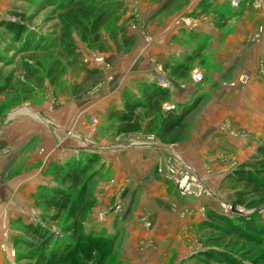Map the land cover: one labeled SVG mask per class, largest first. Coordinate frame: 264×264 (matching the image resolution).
I'll use <instances>...</instances> for the list:
<instances>
[{"label":"rangeland","instance_id":"obj_1","mask_svg":"<svg viewBox=\"0 0 264 264\" xmlns=\"http://www.w3.org/2000/svg\"><path fill=\"white\" fill-rule=\"evenodd\" d=\"M64 1L0 0V129L19 117L39 119L36 113L49 120L39 121L50 124L47 109L57 107L60 101L80 99L84 106L92 98L96 99L95 95L99 96L98 107H86L82 111L83 129L87 134L82 130L81 148L76 157L48 166L40 177L42 182L36 186L27 181L28 177L24 182L21 180L28 176L19 173L23 163L16 166L17 170L0 173V264L38 262L32 250L19 242L26 236V224H38L49 231L53 235L52 245L70 247L64 254L67 257L65 264H99L98 260L107 255L109 249L112 253L106 264H124L119 254L125 243L122 239L117 240V235L125 232L127 222L139 211L135 205L143 193L141 185L131 189L137 174L123 183L119 179L122 157L127 159L129 154L134 165H137V157L143 156L142 164L154 167L150 170L153 172H147L139 182L159 183L166 187V196L179 194L205 199L200 207L199 220L195 219L186 230V248L181 247L184 252L180 251L185 254L182 258L178 254L172 255L170 264H200L196 257L205 248L201 237L210 234L200 225L209 210L237 219L256 217L264 223V200L252 207L232 205L234 185L228 178L235 166L252 158L264 145V15L258 14L259 21L247 37L250 42L248 49L255 44L260 48L257 72L242 69L234 75L232 70L235 66L224 71V61L220 62L217 54L225 58L237 55L235 50L226 45H218L219 48L210 46V37L196 28L199 13H180L189 0H174L168 3V7L164 6L166 0H78L91 9L90 18L100 12L106 14L99 29V40L95 43H92L87 27L90 20H86L84 15L64 11L61 7ZM256 2L259 5L258 0ZM227 6L237 7L231 4V0ZM211 17L214 24L221 26L222 23L216 22L218 16ZM226 25L229 23H224L225 34H232L233 28ZM171 30L174 35H177L176 31L183 35L176 39L180 43V49L176 47L178 54H170L164 59L158 58L157 52L147 55L149 62L153 63L154 73L151 75L155 78L136 79L130 72L135 69L128 70V65L123 69L131 56L137 58L136 52L131 53L134 48L139 45L144 48L153 42L156 35L162 31L171 33ZM127 37L131 39L128 46ZM173 41V36L167 40L168 43ZM244 55L237 63H241ZM121 66L122 74L132 78L120 86L109 84V88L114 86L115 90L118 89L119 101L113 98L106 102L111 97L106 94V83L114 81ZM48 71L52 73L50 77ZM51 75L56 77L54 83ZM256 76L262 86H252V79ZM159 80L165 84L161 86L170 91L161 102L159 111H150L146 106L137 108L130 121L137 124L135 128H128L111 117V106H120L124 93L133 94L137 100L143 99L142 84L158 83ZM226 86L239 87L236 102L248 120L251 113L257 112L256 115L262 117L256 131L245 121L233 128L225 114L217 118L207 115L205 105L220 88ZM247 90L252 91L246 93ZM251 92L258 95V102L249 96ZM230 96H227L229 101L233 95ZM186 108L191 109L184 116L183 126L164 134L162 117ZM212 134L224 138L218 139ZM228 136L230 138H226ZM197 145L213 149L212 158L198 160L183 153L185 148L190 150ZM73 158L90 160L83 176L88 198L78 220L69 219L66 212H59L43 203L44 193L55 188L76 194L70 182L62 179L60 170ZM193 159L202 164L200 169L191 164ZM218 163L223 167L218 168ZM15 180L18 181L16 190L15 186L12 188ZM182 182L184 184L180 186ZM109 186L115 189L109 191ZM105 194L107 198L104 201L100 196ZM208 203L210 207H207ZM72 226L82 235L80 240L67 230L68 227L73 229ZM108 236L113 243H108ZM138 242L137 245H141ZM234 242L229 247L221 245L219 248L230 253L227 263L213 260L210 264H264V229L257 245Z\"/></svg>","mask_w":264,"mask_h":264},{"label":"crops","instance_id":"obj_2","mask_svg":"<svg viewBox=\"0 0 264 264\" xmlns=\"http://www.w3.org/2000/svg\"><path fill=\"white\" fill-rule=\"evenodd\" d=\"M201 1L207 4V10L204 12L200 10L199 3ZM256 1L241 0L239 1L241 5H238L236 8H229L227 6L229 0H189L187 7L180 12L189 13L194 11L195 13H199L198 15L200 16L196 18V23L198 24L196 28L199 32H204L208 38L210 37V46L219 48L220 46L218 45H226L235 50L237 55H230L225 58L219 53L217 54L220 62L224 61V71L232 70L233 66H235V70H232L235 72L233 73L234 75L237 73V70L240 71L242 69H248L251 73L257 72V62L261 56L260 48L255 44L251 45L252 47L248 49L250 42L247 40V37H249L255 28L256 22L259 21L258 14L264 15V0H258L259 5H257ZM211 16H218L216 22L222 23L221 26L214 24L211 21ZM225 22L229 23L228 26L233 28L232 34H225ZM177 24L179 25V23ZM175 29L177 30V28ZM171 31V33L165 34L164 32L166 31H162L155 36L152 43L147 44L144 48L136 45L138 48L135 46L136 48L131 53L136 52L137 58L131 56L129 62H126L123 69L127 65L128 70L135 69V71L132 70L130 72L136 79H145L147 76H153L152 79L155 78L154 75H151V73H154V68L153 63L149 62V54L151 52H157L156 54L159 55L158 58L164 59L170 54H178L177 51L180 49L178 48L180 46L179 40L176 39H181L183 35L179 31V33L176 31L177 35H174L173 30ZM171 36H173L174 41L168 43L167 40ZM176 47L178 48L177 50ZM242 54L245 55L239 64L237 62L240 61L239 57ZM118 71L119 74L114 76V81L109 82L108 80L106 83V94L111 95L106 102L113 98L119 101L118 89L115 90L116 88L114 86L109 88V84L123 85V83H129V80L132 78L122 74V66ZM251 83L252 86H262L258 76L255 79L253 78ZM237 90H239L238 86L233 88L227 86L220 88L211 101L205 105L207 115L210 118H217L220 114H225L231 121L230 124L233 128L245 123L256 131V129L260 128L261 119L259 118L262 117H259V114L256 115L257 112L255 114L251 113L249 120L243 115L245 113H242L241 105L236 102ZM250 91L247 90L246 93ZM230 95H233L231 101L227 98V96L231 97ZM95 96L96 99L92 98L84 106H82V100L80 101V99L76 100L74 98L65 102L60 101V104L53 109L48 108L47 117L50 119V124L39 121V119L41 120L43 118L38 113L36 115H38L37 117L39 119L19 117L13 119L10 123H6L7 125L0 129V173L7 172L9 169H15L17 168L16 166L23 163L22 169L18 171L21 175L27 174L28 176L22 177L21 180L23 179L24 182L28 177L27 181L31 185L36 186L39 182H42L40 177L48 166L55 163L59 164L66 158L72 156L76 157L81 148L82 130H84L81 116L82 111L86 107H98L99 96ZM221 96L226 98H221ZM249 96H252V98H255V102H258V95L256 93H252ZM43 120L49 121L46 119ZM71 129L74 131H70ZM84 132L86 133L85 130ZM215 135L212 134L211 136ZM215 137L218 139L224 138L221 135ZM226 138L230 137L228 136ZM212 152L213 149L205 145H197L190 150L185 148L183 151L189 158L193 157L196 159L197 157L198 160L210 158ZM129 155L127 159L122 157V165L118 168L119 179L123 183L125 180H130V177H133L134 173L137 174L134 178L136 182H133L131 189L134 190L138 184L143 186V193L135 205V207H139V211L134 213V216L127 224L125 223V232L117 235V240L122 239L125 243L119 255L124 264H170L172 255L178 254L182 258L185 254H182L180 251L184 252L181 247L186 248V241L188 239L186 230L192 226V222L195 219L199 220L200 207H202L205 199L199 200L194 197H185L179 194L166 196V187L163 188L159 183L155 181H149L148 183L139 182V178L145 176L147 172L150 173V170H153L154 167H147L146 164H142L143 156H138L137 165H134L133 162H130ZM195 159H193L191 164L196 166L197 169H200L202 164ZM206 160L204 163H207ZM216 166L218 168L223 167L220 163ZM17 182L16 180L12 182L15 183L12 186V188L15 186L14 190L17 188ZM108 188L109 191L115 189L110 186ZM106 194L100 196L104 201L107 198ZM207 207H210V203L207 204ZM143 221L146 223L143 224ZM138 241L141 242V245H137ZM179 243L181 244L179 245Z\"/></svg>","mask_w":264,"mask_h":264},{"label":"trees","instance_id":"obj_3","mask_svg":"<svg viewBox=\"0 0 264 264\" xmlns=\"http://www.w3.org/2000/svg\"><path fill=\"white\" fill-rule=\"evenodd\" d=\"M173 1L166 0L164 6L168 7V3ZM206 6L207 4L204 1L200 2L201 11H206ZM61 7L69 14L78 13L81 16L84 15L86 20H90L87 27L89 34H91L92 43L99 40V29L106 19L105 13L100 12L90 18L92 14L91 9L89 10L87 6L78 0H65ZM130 43L131 39L127 37L126 46ZM48 74L50 77L51 71H48ZM55 80L56 77L51 75V82L54 83ZM141 92L143 93V99L139 100L133 94L124 93L123 103L120 106H111V117L124 123L128 128H135L137 124L130 121L136 109L146 106L151 109L150 111H159L161 102L170 93L168 88L159 85L157 82L143 83ZM155 106L157 107L155 108ZM189 109L186 108L184 111L162 117L163 133L169 134L174 129L182 127L184 116L188 113ZM89 163L90 160L73 158L62 166L60 168L63 174L62 179L70 182V186L72 189H75L76 194L73 195L71 191L67 192L61 188H55L52 192L44 193L43 203L47 207L55 208L59 212H66L69 219L78 220L84 211L88 198L87 183L83 181V176L86 174ZM228 178L234 185L232 205L252 207L261 203L264 200V145L259 148L258 153L252 158L246 159L235 166L228 174ZM200 226L202 230L210 231L208 236L202 235L201 237L205 248L196 257V260L200 264H210L213 260L227 263L230 253L228 254L227 251L219 250L221 245L229 247L232 241H235L234 244H237L239 241H245L251 245H257L260 243V235L264 229V223L256 217L237 219L231 215L214 210L208 211L206 218L201 222ZM76 227L79 228V225L77 224ZM68 228L67 230L71 232L74 238L77 240L81 239L82 235H80L78 229H75L74 226H72L73 229ZM24 230L26 236L25 238H21L19 242L32 250V254L34 253L38 260V262H28L26 264H41V262L44 264H65L67 257L64 254L70 248L68 245L62 248H59L56 244L52 245L53 235L38 224H26L24 225ZM107 241L110 244L113 243V239L109 236L107 237ZM212 246H215V249H212ZM109 250L111 251V249ZM110 251L98 260L99 264L107 263L108 257L112 253Z\"/></svg>","mask_w":264,"mask_h":264},{"label":"built area","instance_id":"obj_4","mask_svg":"<svg viewBox=\"0 0 264 264\" xmlns=\"http://www.w3.org/2000/svg\"><path fill=\"white\" fill-rule=\"evenodd\" d=\"M239 1H240V0H231V4H232L233 6H237L238 3H239ZM161 82H163V81H162V80H159V81H158V83H160V85H165V84H163L164 82H163V83H161ZM183 184H184L183 182L180 183V186H183Z\"/></svg>","mask_w":264,"mask_h":264},{"label":"bare ground","instance_id":"obj_5","mask_svg":"<svg viewBox=\"0 0 264 264\" xmlns=\"http://www.w3.org/2000/svg\"><path fill=\"white\" fill-rule=\"evenodd\" d=\"M161 83H163V82H161ZM164 84V83H163Z\"/></svg>","mask_w":264,"mask_h":264}]
</instances>
